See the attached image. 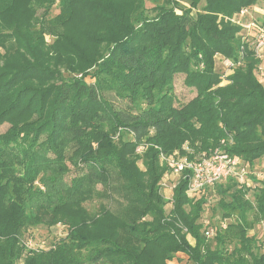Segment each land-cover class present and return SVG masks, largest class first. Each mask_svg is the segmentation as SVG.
Masks as SVG:
<instances>
[{"label": "trees", "instance_id": "16d2710c", "mask_svg": "<svg viewBox=\"0 0 264 264\" xmlns=\"http://www.w3.org/2000/svg\"><path fill=\"white\" fill-rule=\"evenodd\" d=\"M183 1L196 17L178 15L174 0H0V127L11 126L0 133V264H170L178 254L186 264H264L261 62L230 21L264 0ZM75 25L85 41L69 58L51 55L46 36L72 44ZM242 50L224 77L218 55L237 61ZM61 59H87L94 82L64 76L74 66ZM177 75L196 94L185 104ZM216 148L250 168L251 185L230 178L189 195L186 170L166 201L173 167L162 156ZM56 227L67 232L48 248L26 245L29 230Z\"/></svg>", "mask_w": 264, "mask_h": 264}, {"label": "rangeland", "instance_id": "374dc122", "mask_svg": "<svg viewBox=\"0 0 264 264\" xmlns=\"http://www.w3.org/2000/svg\"><path fill=\"white\" fill-rule=\"evenodd\" d=\"M174 1H176V4L173 5V8H175L176 13L180 16L183 15V13H185L184 10L191 9L190 4L184 2L183 0H174ZM252 8H253V10H252L253 12L250 14V17L245 20L246 24H247V22H251V21H255V22L260 21V19H262L263 15H264V2L263 1H261L257 6L252 7ZM199 11L200 10L198 8L195 10L191 9V11H190V12H192V14H190L191 18L196 17V15H197V13H199ZM218 19H219V17H218ZM241 35H244V36L247 35V31L244 28H243V31L241 32ZM68 36L72 40V44H70V42H68V43L67 42H58L55 45H54V38L52 39L50 36H46V42L48 44H50L49 52L51 55L56 56L59 54V55L67 56L68 58L70 56H72V47L74 46L73 43L80 45L85 41V30L81 26L75 25L69 30ZM7 60L9 61V63H15L17 65H19L21 63V59L16 54L10 55L9 59H7ZM54 60H56V59H54ZM61 60L67 62L69 66H74V69L71 71H67L65 68H61V71L64 72V74H63L64 76H66V77L70 76V78H73V77L81 78L83 75L80 73L85 72L86 76H88L86 78L87 81L90 83L94 82V79L91 78V76H93V74L95 73L96 68L93 66L89 67L85 63V61H87V59H61ZM4 63H8V62L3 60L0 62V65H3ZM218 67L220 68L221 65L218 64L217 68ZM184 79H185V76H183V75H181V76L177 75L175 77V95L177 97V101L181 104L187 103L188 101L192 100L196 96L195 92H193L190 89L185 87ZM260 81H261V84L264 86V79H260ZM104 95L109 101L113 102L116 105H118V104L122 105L123 104L120 100H118L115 97V94L113 92L105 93ZM10 128H11V126L9 124H4L3 126L0 127V133L3 134L5 132H7ZM118 137H119V135H117V138ZM143 150H144L143 148H139L138 152L141 153ZM260 168H261V170H260ZM258 169H257L258 177L260 175H264V165L262 164ZM249 171L251 173V170H249ZM85 172H86V169L83 166L79 167L78 170L77 169L76 170L71 169V173L66 177L67 183H69L70 180L72 178H74L75 176L84 174ZM179 177L180 176H176L174 173H171L164 179L165 181H164V186L161 187V192H162L161 194L163 195V197L165 198L166 201H168L171 198L172 191H173V189H172L173 185L177 183ZM96 187H97L98 191H104V193L107 192V194L109 193V190L112 188V186H107V188L106 187L104 188L102 185H97ZM96 205H98V204L93 203V207H96ZM93 211H95V208L93 209ZM167 219H169V218H167ZM260 231L261 230L258 229V232H260ZM66 232H67L66 229L63 227H56V228H53L51 230H48L46 228L29 230L25 236L24 241H27V242H25L26 245H29L32 248L39 247V248L45 249L51 245L52 240L56 236H63L64 234H66ZM190 242L192 244L194 243V242H192L191 239H190ZM185 258H186L185 255L178 254L177 258L174 261H172L170 264H186L187 260H185ZM190 264H192V263H190Z\"/></svg>", "mask_w": 264, "mask_h": 264}, {"label": "built area", "instance_id": "2783aa9c", "mask_svg": "<svg viewBox=\"0 0 264 264\" xmlns=\"http://www.w3.org/2000/svg\"><path fill=\"white\" fill-rule=\"evenodd\" d=\"M249 11L243 10L241 17H249ZM232 23L242 26L247 35L244 37L245 45L248 44L255 57L261 62L257 70L259 79H264V26L260 25L257 21L245 23L243 19L233 18L230 20ZM245 58L244 50L239 54L237 61L229 58L219 56L218 64L221 65V71L224 77L233 73V71L243 64ZM173 167V173L180 176L184 171H191L189 180L188 194L204 193L207 188H213L216 184L234 178L239 181L241 185L249 187L251 184L248 180L249 167L244 165L237 157L231 156L221 148H216L207 155L201 156L199 159L189 160L188 158H180L176 156L169 157L168 159L162 156ZM259 178L264 179V175ZM226 228V224L223 225ZM216 229L210 228L205 233L208 239L215 237Z\"/></svg>", "mask_w": 264, "mask_h": 264}]
</instances>
